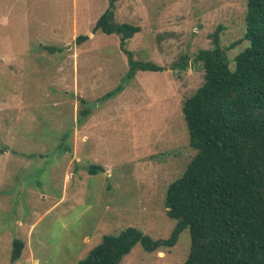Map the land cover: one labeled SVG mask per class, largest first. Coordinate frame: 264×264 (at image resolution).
I'll return each instance as SVG.
<instances>
[{
    "label": "rangeland",
    "instance_id": "1",
    "mask_svg": "<svg viewBox=\"0 0 264 264\" xmlns=\"http://www.w3.org/2000/svg\"><path fill=\"white\" fill-rule=\"evenodd\" d=\"M108 0H0V264H77L105 235L137 228L167 239V186L193 158L182 103L203 82L192 59L221 28L233 58L246 0H124L117 23L141 30L125 48L162 72L128 71L119 38L92 33ZM79 35L89 39L79 45ZM183 56L187 69L172 66ZM85 102V104L83 102ZM87 108V115L79 111ZM80 118V120H79ZM13 240L23 242L12 262ZM189 234L119 264H183Z\"/></svg>",
    "mask_w": 264,
    "mask_h": 264
},
{
    "label": "trees",
    "instance_id": "2",
    "mask_svg": "<svg viewBox=\"0 0 264 264\" xmlns=\"http://www.w3.org/2000/svg\"><path fill=\"white\" fill-rule=\"evenodd\" d=\"M119 1L124 0H108L92 30L116 35L127 57L126 75L101 100L121 93L138 72L164 70L152 61L134 59L125 48L141 29L115 21ZM244 20L243 39L248 44L232 66L227 52L237 42L221 46L220 27L211 34V47L192 59L201 63L204 78L184 100L181 112L195 154L165 191L167 217L176 223L170 236L153 240L128 227L118 235L103 236L77 264H119L136 244L148 252L170 248L184 230L190 244L183 264H264V0H246ZM88 39L79 35L75 43ZM188 65L183 56L172 67L183 71ZM88 111L83 108L79 117ZM23 247V242L13 240L12 262L20 258Z\"/></svg>",
    "mask_w": 264,
    "mask_h": 264
}]
</instances>
